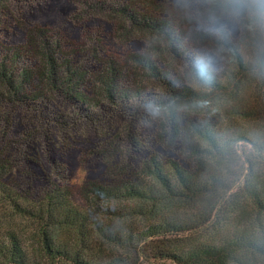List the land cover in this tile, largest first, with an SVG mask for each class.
<instances>
[{
    "label": "trees",
    "instance_id": "16d2710c",
    "mask_svg": "<svg viewBox=\"0 0 264 264\" xmlns=\"http://www.w3.org/2000/svg\"><path fill=\"white\" fill-rule=\"evenodd\" d=\"M199 11L0 0V264H264V35L237 31L212 84L189 82L217 47ZM76 119L100 139L79 202L59 142Z\"/></svg>",
    "mask_w": 264,
    "mask_h": 264
},
{
    "label": "clouds",
    "instance_id": "9594fccd",
    "mask_svg": "<svg viewBox=\"0 0 264 264\" xmlns=\"http://www.w3.org/2000/svg\"><path fill=\"white\" fill-rule=\"evenodd\" d=\"M184 8L197 7L200 11L198 30L205 32L217 41L214 49H200L187 62L184 70L189 82L211 85L219 71L222 53L231 51L227 47L233 34L244 30L264 35V0H177ZM264 64V60H261ZM193 107H203L193 102ZM169 105L155 99L145 101L144 108L152 116H160Z\"/></svg>",
    "mask_w": 264,
    "mask_h": 264
},
{
    "label": "rangeland",
    "instance_id": "374dc122",
    "mask_svg": "<svg viewBox=\"0 0 264 264\" xmlns=\"http://www.w3.org/2000/svg\"><path fill=\"white\" fill-rule=\"evenodd\" d=\"M22 115H26V112H23ZM59 142L62 145L66 144L72 147L71 153L67 155V161L72 162V165L68 166V170L65 173L70 179L69 184L72 188L74 199L79 202V186L84 177L100 168V161H94V164L89 166H85L82 161L86 158L87 152L96 149L100 139L90 122H81L76 119L74 121L71 120L69 125L60 130ZM62 145L59 146L61 147ZM44 149H47V147L44 146ZM16 174L19 176L21 169Z\"/></svg>",
    "mask_w": 264,
    "mask_h": 264
}]
</instances>
